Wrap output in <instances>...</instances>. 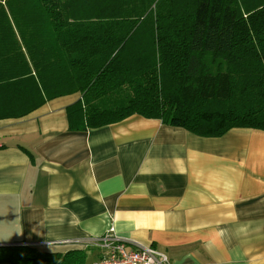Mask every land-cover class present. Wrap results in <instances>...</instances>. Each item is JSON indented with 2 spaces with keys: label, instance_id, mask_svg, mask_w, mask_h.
Here are the masks:
<instances>
[{
  "label": "crops",
  "instance_id": "0c3cea01",
  "mask_svg": "<svg viewBox=\"0 0 264 264\" xmlns=\"http://www.w3.org/2000/svg\"><path fill=\"white\" fill-rule=\"evenodd\" d=\"M77 99L0 120V245L63 254L112 228L166 264H264V131L204 138L132 115L72 132Z\"/></svg>",
  "mask_w": 264,
  "mask_h": 264
},
{
  "label": "trees",
  "instance_id": "16d2710c",
  "mask_svg": "<svg viewBox=\"0 0 264 264\" xmlns=\"http://www.w3.org/2000/svg\"><path fill=\"white\" fill-rule=\"evenodd\" d=\"M75 94L72 132L132 115L204 138L264 131V0H0V120ZM94 252L0 245V264Z\"/></svg>",
  "mask_w": 264,
  "mask_h": 264
},
{
  "label": "built area",
  "instance_id": "2783aa9c",
  "mask_svg": "<svg viewBox=\"0 0 264 264\" xmlns=\"http://www.w3.org/2000/svg\"><path fill=\"white\" fill-rule=\"evenodd\" d=\"M83 247L93 245L102 250V258L92 264H166L167 258L148 247H140L118 237L110 228L103 237L80 243ZM131 245L132 248H128ZM47 246V245H40Z\"/></svg>",
  "mask_w": 264,
  "mask_h": 264
},
{
  "label": "clouds",
  "instance_id": "9594fccd",
  "mask_svg": "<svg viewBox=\"0 0 264 264\" xmlns=\"http://www.w3.org/2000/svg\"><path fill=\"white\" fill-rule=\"evenodd\" d=\"M33 246H36V247H38V248H41V247H47V246H40V245L37 246V244H35V245H33Z\"/></svg>",
  "mask_w": 264,
  "mask_h": 264
}]
</instances>
